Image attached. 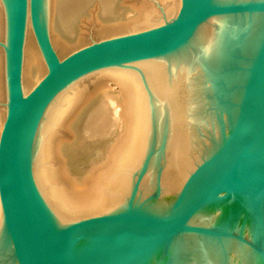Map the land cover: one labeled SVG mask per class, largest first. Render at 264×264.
<instances>
[{"label": "water", "instance_id": "95a60500", "mask_svg": "<svg viewBox=\"0 0 264 264\" xmlns=\"http://www.w3.org/2000/svg\"><path fill=\"white\" fill-rule=\"evenodd\" d=\"M1 1L0 264H264V0H180L63 58L48 0ZM28 18L48 69L24 94ZM89 74L126 84L129 120L77 202L49 179L47 142Z\"/></svg>", "mask_w": 264, "mask_h": 264}, {"label": "bare ground", "instance_id": "6f19581e", "mask_svg": "<svg viewBox=\"0 0 264 264\" xmlns=\"http://www.w3.org/2000/svg\"><path fill=\"white\" fill-rule=\"evenodd\" d=\"M179 5L180 0H48V39L57 56L63 58L86 44L91 33L92 38L101 39L145 29L156 25ZM4 46L5 6L0 0V132L6 116ZM47 69L28 18L21 63L24 94L30 92ZM89 76L92 78L87 87L82 81ZM128 97L126 84L109 75L89 74L78 83L75 105L47 142L49 179L70 199L84 202L96 191L125 138ZM70 154H78L77 159L93 155L96 160L84 172L75 173L68 163Z\"/></svg>", "mask_w": 264, "mask_h": 264}, {"label": "rangeland", "instance_id": "374dc122", "mask_svg": "<svg viewBox=\"0 0 264 264\" xmlns=\"http://www.w3.org/2000/svg\"><path fill=\"white\" fill-rule=\"evenodd\" d=\"M92 34L93 33H91L88 36L89 39H88L87 43H89L91 40L98 39V38H92L93 37ZM90 38H92V39H90ZM89 77L85 78L82 81V82H85L87 84V87H90V79L92 78V77H90V78ZM110 86H112L114 88L115 85L113 83H110ZM76 155H78V154H72V155L70 154L69 155L70 156L69 157V162H68L69 165H70V167H71V169H72V171L75 172V173H77V172H84L85 169H87V167L89 166V163L91 164L93 161L96 160V157H93V155L92 156H90V155L85 156L82 159L79 158L80 160L77 159Z\"/></svg>", "mask_w": 264, "mask_h": 264}]
</instances>
